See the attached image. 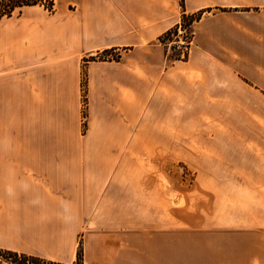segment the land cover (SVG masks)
<instances>
[{
  "label": "crops",
  "instance_id": "1",
  "mask_svg": "<svg viewBox=\"0 0 264 264\" xmlns=\"http://www.w3.org/2000/svg\"><path fill=\"white\" fill-rule=\"evenodd\" d=\"M182 13L199 17L175 60L159 37ZM106 49L118 58L84 60ZM177 141L194 174L183 264H264V0H80L55 22L0 19V249L177 264V184H142L137 163Z\"/></svg>",
  "mask_w": 264,
  "mask_h": 264
},
{
  "label": "rangeland",
  "instance_id": "2",
  "mask_svg": "<svg viewBox=\"0 0 264 264\" xmlns=\"http://www.w3.org/2000/svg\"><path fill=\"white\" fill-rule=\"evenodd\" d=\"M80 0H52L53 6L52 9L46 8L45 6L36 5L34 7H24L21 9L19 13H14L12 15L13 18L19 17L21 15H30L31 13H38L49 22H55L56 17L58 15L68 16L71 14V10H73L79 3ZM7 18V17H3ZM177 27L184 24L179 23L176 24ZM175 25V26H176ZM174 27V26H173ZM187 28V27H186ZM171 29V28H170ZM188 32L191 38V30L189 28ZM177 34V31H176ZM176 34H172L171 36L164 39L163 42L165 45H169V54H179L180 57L183 56L184 50L179 48L176 43L177 36ZM190 45V44H189ZM174 46L175 48L171 49L170 47ZM189 47V46H188ZM187 54V53H186ZM119 56L118 51L113 49H106L100 53H97L93 56L87 57L84 60H111L117 59ZM84 89V81L82 82ZM85 97L81 98V125L80 132L85 133V121L84 117L86 116L85 112ZM179 123L177 122L175 126L176 134H180L184 130V125L182 123L183 117L180 116L177 118ZM182 141H177V155L172 157H157V156H144L142 158H137V163L144 166L145 172L143 173L142 179L139 177V181L141 180L142 184H177V222H176V248H177V264H183L184 258V235H183V221H182V208H183V195L182 189L183 184H187L191 179H194V174H191L190 171L185 168L184 165V157L182 151ZM129 160L130 158H124ZM130 161V160H129ZM129 161H123V163L128 164ZM127 175V174H126ZM77 260V257H76ZM76 264V262L74 263Z\"/></svg>",
  "mask_w": 264,
  "mask_h": 264
},
{
  "label": "trees",
  "instance_id": "3",
  "mask_svg": "<svg viewBox=\"0 0 264 264\" xmlns=\"http://www.w3.org/2000/svg\"><path fill=\"white\" fill-rule=\"evenodd\" d=\"M181 5H182V0ZM41 5L45 6L46 8L52 9L53 2L52 0H0V19L3 17H11L15 12L19 13L22 8L29 7V6H36ZM199 15H185L184 13L181 14L180 24H184V27L190 29V26L194 20H196ZM188 30V29H187ZM177 25L172 27L171 29L167 30L161 37H159V41L164 43L163 40L167 39V37L171 36L172 34H176ZM171 49L175 48L174 46L170 47ZM186 52H184L183 56L180 57L179 54H169L171 59H185ZM60 264L56 262L45 261L43 259L26 255L23 253H17L14 251L9 250H2L0 249V264ZM76 264H82V255L81 251L77 252V260Z\"/></svg>",
  "mask_w": 264,
  "mask_h": 264
},
{
  "label": "built area",
  "instance_id": "4",
  "mask_svg": "<svg viewBox=\"0 0 264 264\" xmlns=\"http://www.w3.org/2000/svg\"><path fill=\"white\" fill-rule=\"evenodd\" d=\"M176 36H177L176 43L178 44L177 46L179 48H181L182 50H184V52H186L188 49V46L191 42L190 34H189L187 28L182 27V25H179L177 27ZM43 264H46V263H43Z\"/></svg>",
  "mask_w": 264,
  "mask_h": 264
}]
</instances>
